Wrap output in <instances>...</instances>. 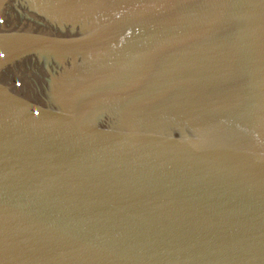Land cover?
Listing matches in <instances>:
<instances>
[{
    "label": "water",
    "instance_id": "obj_1",
    "mask_svg": "<svg viewBox=\"0 0 264 264\" xmlns=\"http://www.w3.org/2000/svg\"><path fill=\"white\" fill-rule=\"evenodd\" d=\"M0 264H264V0H0Z\"/></svg>",
    "mask_w": 264,
    "mask_h": 264
}]
</instances>
